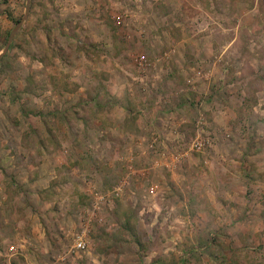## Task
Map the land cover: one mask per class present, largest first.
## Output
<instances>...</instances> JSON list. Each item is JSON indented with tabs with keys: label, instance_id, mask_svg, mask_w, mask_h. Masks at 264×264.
<instances>
[{
	"label": "rangeland",
	"instance_id": "374dc122",
	"mask_svg": "<svg viewBox=\"0 0 264 264\" xmlns=\"http://www.w3.org/2000/svg\"><path fill=\"white\" fill-rule=\"evenodd\" d=\"M0 264H264V0H0Z\"/></svg>",
	"mask_w": 264,
	"mask_h": 264
},
{
	"label": "trees",
	"instance_id": "16d2710c",
	"mask_svg": "<svg viewBox=\"0 0 264 264\" xmlns=\"http://www.w3.org/2000/svg\"><path fill=\"white\" fill-rule=\"evenodd\" d=\"M133 215L132 214H130V212L129 211H125V212H123L122 213V217H123V227L130 233V234H132V233H134V229H133V227L130 225V223H131V221H132V217ZM136 241V243L138 244V245H140V241L139 240H135Z\"/></svg>",
	"mask_w": 264,
	"mask_h": 264
},
{
	"label": "built area",
	"instance_id": "2783aa9c",
	"mask_svg": "<svg viewBox=\"0 0 264 264\" xmlns=\"http://www.w3.org/2000/svg\"><path fill=\"white\" fill-rule=\"evenodd\" d=\"M197 150H200V148H196ZM74 249L83 251L86 249V243L83 241V239L80 236H77L74 240ZM10 250H13V247L10 248Z\"/></svg>",
	"mask_w": 264,
	"mask_h": 264
},
{
	"label": "water",
	"instance_id": "95a60500",
	"mask_svg": "<svg viewBox=\"0 0 264 264\" xmlns=\"http://www.w3.org/2000/svg\"><path fill=\"white\" fill-rule=\"evenodd\" d=\"M21 22H22V21H21ZM21 22H20V24H21ZM11 37H12V36H10V38H9V40H8V43H7L6 48H5V50H4V53L6 52L8 46H9V43H10V41H11Z\"/></svg>",
	"mask_w": 264,
	"mask_h": 264
}]
</instances>
